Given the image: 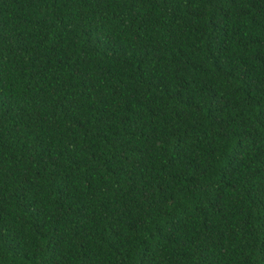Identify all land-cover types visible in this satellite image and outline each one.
Wrapping results in <instances>:
<instances>
[{"label": "trees", "instance_id": "16d2710c", "mask_svg": "<svg viewBox=\"0 0 264 264\" xmlns=\"http://www.w3.org/2000/svg\"><path fill=\"white\" fill-rule=\"evenodd\" d=\"M0 264H264V0H0Z\"/></svg>", "mask_w": 264, "mask_h": 264}]
</instances>
